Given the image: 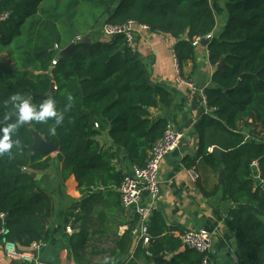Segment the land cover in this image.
I'll return each mask as SVG.
<instances>
[{
  "label": "trees",
  "instance_id": "obj_1",
  "mask_svg": "<svg viewBox=\"0 0 264 264\" xmlns=\"http://www.w3.org/2000/svg\"><path fill=\"white\" fill-rule=\"evenodd\" d=\"M55 1L0 0V15L8 14L0 21V54L7 52L12 61L11 66L0 63V121L5 115L14 119L5 102L15 93L31 97L35 105L51 96L64 115L55 136L48 131L52 121L28 122L57 144L54 155L29 149L33 139L26 125L13 136L19 147L0 155V242L23 251L32 242L49 239L53 197L26 169L42 172L56 166L61 179L73 175L79 186H115L120 202L125 175L115 169L114 160L122 151L132 166L145 165L168 125L151 110L169 106L170 93L151 81L131 43L122 34L92 38V32L103 21L136 20L150 31L179 38L174 52L181 65L195 52L192 39L212 33L218 16L224 15L220 33L207 43L214 66L211 85L203 90L208 111L194 125L197 150L185 165L190 168L202 159L215 172L222 166L223 182L205 194L220 191L233 204L225 222L235 235L241 264H264V189L254 177L258 172L264 181V0ZM29 20L33 25L25 30ZM71 42V55L57 58ZM103 131L114 151L99 141ZM213 146L221 161L209 151ZM156 221L153 217L147 227L144 254L173 253L155 264H199L202 254L181 249L177 237L158 238Z\"/></svg>",
  "mask_w": 264,
  "mask_h": 264
},
{
  "label": "crops",
  "instance_id": "obj_2",
  "mask_svg": "<svg viewBox=\"0 0 264 264\" xmlns=\"http://www.w3.org/2000/svg\"><path fill=\"white\" fill-rule=\"evenodd\" d=\"M225 19L224 15L218 16L211 37L220 33ZM92 33V38L104 36L100 27ZM178 40L167 33L148 29L140 30L131 42L148 69L151 81L167 89L171 96V104L152 109V115L165 118L169 125L184 133L180 145L160 163L159 196L151 200L144 195L142 204L151 210L149 226L153 217L158 218L155 226L161 231L156 233L158 238L164 234L176 237L185 230L206 229L212 236L207 264H241L235 235L225 222L233 204L224 200L220 191L205 194L219 183L218 172L197 159L195 167L200 176L194 182L185 165L186 158L194 156L197 150L194 125L208 109L199 91L176 81L174 49ZM180 70L183 77L194 81L199 88L211 85L214 66L209 61L207 45H196L192 58L183 62ZM99 141L111 149L107 131L101 133ZM114 164L123 175L132 168L122 151ZM37 173H40L41 186L53 197L49 239L37 251H32V262L9 257L4 250V241L0 242V264H105L106 258L108 264H155L173 256L169 252L154 257L144 254L147 244L140 242L136 214L132 208L120 205L117 187L79 186L73 175L61 179L56 166ZM23 251L29 252L28 248Z\"/></svg>",
  "mask_w": 264,
  "mask_h": 264
},
{
  "label": "built area",
  "instance_id": "obj_3",
  "mask_svg": "<svg viewBox=\"0 0 264 264\" xmlns=\"http://www.w3.org/2000/svg\"><path fill=\"white\" fill-rule=\"evenodd\" d=\"M8 14L3 13L0 15V21L7 18ZM100 31L106 37L122 34L128 43H131L136 34L140 30H148L145 24H141L136 20H127L121 24H110L102 22L100 24ZM211 33L204 37L195 36L192 39V45H198L202 39L210 38ZM80 37H76L79 39ZM55 64V61L52 62ZM174 66L176 71V81L178 84L187 85L193 90L199 91L203 95L202 88H199L194 81L181 75L180 64L174 56ZM203 101L206 105L205 97ZM184 133L171 125H167L161 137L154 143L148 152V158L143 166L133 165L131 171L125 174L123 181L119 187L120 203L121 206L128 209L132 208L136 214L139 228L140 239L144 244L148 243L149 234L147 231L148 221L151 215L149 207L142 204V198L147 195L151 200L156 199L160 194V180H159V166L163 158L173 150H175L181 143ZM254 168L257 170V164L253 163ZM189 177L192 181L196 182L199 179V172L195 166L187 169ZM258 171V170H257ZM257 186L264 189V181L259 177L258 172L254 175ZM176 237L183 247H187L198 251L202 254L199 264H207L208 252L212 246V236L206 229L199 230H185L177 233ZM44 245L42 241L32 242L28 251H19L16 245L12 242H4L5 253L9 257L22 258L25 261L32 262V251H37Z\"/></svg>",
  "mask_w": 264,
  "mask_h": 264
},
{
  "label": "clouds",
  "instance_id": "obj_4",
  "mask_svg": "<svg viewBox=\"0 0 264 264\" xmlns=\"http://www.w3.org/2000/svg\"><path fill=\"white\" fill-rule=\"evenodd\" d=\"M5 103L9 104L14 110V119L12 116L5 115L4 119L0 121V155L10 153L14 147H19V141L14 140L13 136L26 122L36 121L48 123L52 121L48 131L50 135L55 136L56 127L64 119L63 113L57 109L56 100L51 96L44 99L39 105H35L31 97L21 93H15ZM105 264H108L107 258L105 259Z\"/></svg>",
  "mask_w": 264,
  "mask_h": 264
},
{
  "label": "water",
  "instance_id": "obj_5",
  "mask_svg": "<svg viewBox=\"0 0 264 264\" xmlns=\"http://www.w3.org/2000/svg\"><path fill=\"white\" fill-rule=\"evenodd\" d=\"M83 39L85 40L86 43H88L87 36H85ZM208 41H209V38H204L201 40L200 43L202 45H207ZM74 46H75L74 42H71L70 44H68L64 48L60 49L56 55L57 58L70 56ZM223 64H224V59H222L221 62L217 65V68H220ZM53 87H54V82H51L50 87H49V92L52 91ZM39 96H41V95H39ZM25 125L28 127V130H29L31 137L33 139L32 144L29 146L30 150H35V151H38L42 154H52L54 152H57L58 147H57L56 143H54L52 141L45 140L44 137L38 131H36L32 126H30V124L28 122H26ZM211 153L213 154L214 158L217 161L222 160L220 150L218 147L213 146L211 148ZM26 172L37 180L40 178V173H37L35 171H31L29 169H26ZM218 182H219V184H221L223 182V168H222V166H220L218 169ZM7 218H8V216L4 215L3 221H6ZM161 256L162 255H160L158 258H160Z\"/></svg>",
  "mask_w": 264,
  "mask_h": 264
},
{
  "label": "rangeland",
  "instance_id": "obj_6",
  "mask_svg": "<svg viewBox=\"0 0 264 264\" xmlns=\"http://www.w3.org/2000/svg\"><path fill=\"white\" fill-rule=\"evenodd\" d=\"M57 1H55V0H51V4L53 5V4H55ZM63 4V3H62ZM61 12H62V9H61ZM62 17V16H61ZM60 17V18H61ZM32 25H33V23H32V21L31 20H29L28 22H27V24H26V26H25V30H28V29H30L31 27H32ZM81 36V35H80ZM28 38V35H26V37H24V39L26 40ZM5 53H7V52H5ZM5 54H0V63L1 64H4V65H9V66H11V62L12 61H10V59L8 58V56H4Z\"/></svg>",
  "mask_w": 264,
  "mask_h": 264
}]
</instances>
